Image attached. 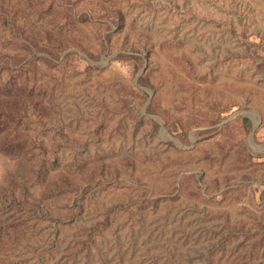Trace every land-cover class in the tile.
<instances>
[{"label": "rangeland", "instance_id": "374dc122", "mask_svg": "<svg viewBox=\"0 0 264 264\" xmlns=\"http://www.w3.org/2000/svg\"><path fill=\"white\" fill-rule=\"evenodd\" d=\"M0 264H264V0H0Z\"/></svg>", "mask_w": 264, "mask_h": 264}]
</instances>
